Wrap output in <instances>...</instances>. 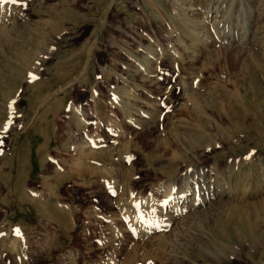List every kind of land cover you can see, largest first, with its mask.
<instances>
[{
  "label": "rangeland",
  "instance_id": "obj_1",
  "mask_svg": "<svg viewBox=\"0 0 264 264\" xmlns=\"http://www.w3.org/2000/svg\"><path fill=\"white\" fill-rule=\"evenodd\" d=\"M190 1L0 3V264H264V54L204 57ZM199 163L223 170L211 216L136 247L128 204L170 233L156 184Z\"/></svg>",
  "mask_w": 264,
  "mask_h": 264
},
{
  "label": "bare ground",
  "instance_id": "obj_2",
  "mask_svg": "<svg viewBox=\"0 0 264 264\" xmlns=\"http://www.w3.org/2000/svg\"><path fill=\"white\" fill-rule=\"evenodd\" d=\"M176 1L172 0V2H171V0H170V3H171L170 5L173 9L172 12L174 11L177 13L178 10L175 11V8H174ZM257 1H258V3H257ZM259 1L260 0H254L252 3L253 7L251 6V8H249V9L247 8L248 12H246V11L243 12V10L245 8L243 10L231 8L233 0H208L206 2V4H204V5L200 4V0H198V1L194 0L193 2L190 1L191 3L188 4L187 10L192 15V20L194 21L196 26L189 27V25L187 23H184V26L186 27L185 28L186 35L190 37V40L192 42L193 41L194 42L195 41L202 42V48L200 49V53L203 54L204 57L212 54L213 51H215V48H217L218 46L219 47L223 46V48L231 49V50H235L236 48L241 47V48L246 49L249 52H254V49L255 50L259 49L260 51H262V54H264V47H263L264 43H263V45L261 43L262 42L261 40L263 38L262 36L264 35V16L262 14V8H261V4L259 3ZM241 2H243V0ZM1 4H3V3H1ZM7 4H9V3H7ZM17 6H19V5L18 4L16 6L14 5V7H17ZM237 6H236V8H237ZM4 7H5V5L2 6V8H3L2 10H6L8 6L6 8H4ZM17 9H19V8H17ZM14 12H15V9H14L13 13ZM17 12L21 13V9H20V11L17 10ZM176 13L173 16V18L176 21L181 20L182 22H184L180 18V15H178ZM240 16H241V18H240ZM199 17H202L203 19H201ZM206 17H207V19H206ZM254 18L256 21V26L254 28V32H252L253 38L251 40V35H250L249 29L254 27L253 26ZM6 19L7 18H4V20H6ZM205 19L206 20L211 19L210 21H212V24L210 25V27L208 25L209 28L206 26L207 24L202 23L203 21L205 22ZM2 23H4V25L2 24L3 27H5L4 29H6V26H5L6 22L2 21ZM206 23H207V21H206ZM3 27H1V28L3 29ZM1 31L4 32L3 30H1ZM212 36L214 37V39H217V41L215 40L216 43H214V42L212 43V39H211ZM248 37H250L249 44L247 43ZM200 39H201V41H200ZM209 43H212V44L210 45ZM197 44H198V42H197ZM188 47H190V46L189 45L186 46V48H187L186 51L188 50ZM166 50H168V48ZM169 50H170V48H169ZM198 51H197V53H198ZM162 102H163V100H162ZM153 108H156V107H153ZM142 113H144V112H142ZM158 113L159 112H157V113L145 112L144 113L145 114V120L143 123H145V125H143V123H142V126L144 129L146 128V126H149V124H152L153 122H155L154 120L158 117ZM139 123H141V122H139ZM93 157H95V155ZM213 164L215 166L214 165H212V166L201 165L199 163L197 165L189 167L187 170H184V172L179 173L178 175L169 177L166 180H162V181L160 180L158 182V184H156L157 185L156 194L160 195L162 198L160 200L159 206H161L162 210L165 211V215L169 219L168 228H170V233H168L166 235H163V236L162 235L155 236L156 234L153 235L154 232L156 233V231H158V225L156 222H157V219L159 218V215H157V212L155 210H154L155 212H153L152 208L150 207L149 201L144 200V203H142V205H140L138 207L139 210H133L136 206L131 207L130 206L131 204L130 205L128 204V207L132 211V213H130V212L126 213L127 215H129V217L130 216L132 217V219H131L132 221L130 220L129 217H127L131 221V222H129V224L132 222L136 224V227L133 230V234H135V236L137 235L138 238L140 239V241L143 242L141 244H138L136 247H138L139 249L140 248L142 249V247H143V249H146V251H147L148 249L152 250L153 248H157L158 246H160L161 244H164V243H166V244L170 243L169 245H171L172 244L171 240L174 237L173 234L176 231L179 232V230L183 229L182 227H183V225L186 224L187 221L189 222L190 219H192L194 216H199V217L202 215H205L206 217L211 216L210 214H211L212 210L214 209V205H216L218 201L220 202L221 198L224 196V193L222 196V192L220 190V187L217 185L216 180H214L215 179V178H213L214 176H212L213 174H216L217 171L222 173L223 172L222 167L220 166V168H219L217 164H215V163H213ZM225 169H227V171L231 174L234 171L233 170V164L227 165ZM94 171H96V170H94ZM97 172H95V173H97ZM218 175H220V174H218ZM233 190H235V189H233ZM228 194H229V192H227V195ZM141 195L143 196V194H141ZM134 200H135V198H134ZM136 203H138V202H136ZM122 218H123V216H122ZM184 227H186V226H184ZM129 233H132V232H129ZM180 233H181V231H180ZM156 250H158V249H156ZM147 252H149V251H147ZM131 261L133 262V259ZM141 262H143V261H141ZM141 262H135V264H140ZM168 262H169V260H168Z\"/></svg>",
  "mask_w": 264,
  "mask_h": 264
},
{
  "label": "snow or ice",
  "instance_id": "obj_3",
  "mask_svg": "<svg viewBox=\"0 0 264 264\" xmlns=\"http://www.w3.org/2000/svg\"><path fill=\"white\" fill-rule=\"evenodd\" d=\"M0 3H3V4L11 3L15 5L19 3V0H0Z\"/></svg>",
  "mask_w": 264,
  "mask_h": 264
}]
</instances>
